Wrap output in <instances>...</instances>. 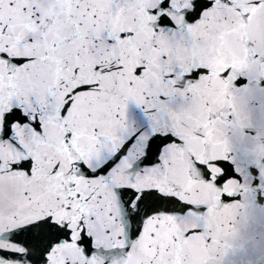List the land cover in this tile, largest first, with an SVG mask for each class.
<instances>
[{
    "label": "snow or ice",
    "instance_id": "6c2138e0",
    "mask_svg": "<svg viewBox=\"0 0 264 264\" xmlns=\"http://www.w3.org/2000/svg\"><path fill=\"white\" fill-rule=\"evenodd\" d=\"M262 215L264 0H0V264H227Z\"/></svg>",
    "mask_w": 264,
    "mask_h": 264
},
{
    "label": "water",
    "instance_id": "95a60500",
    "mask_svg": "<svg viewBox=\"0 0 264 264\" xmlns=\"http://www.w3.org/2000/svg\"><path fill=\"white\" fill-rule=\"evenodd\" d=\"M132 112L139 115L137 109L133 108ZM248 195H251L249 192ZM153 231L165 241L170 239V234L164 225L154 227ZM125 248L123 252H127ZM121 254L120 250H116ZM227 264H264V215L258 216L252 220L246 228V239L227 261Z\"/></svg>",
    "mask_w": 264,
    "mask_h": 264
}]
</instances>
